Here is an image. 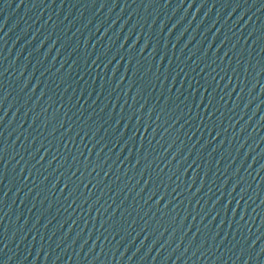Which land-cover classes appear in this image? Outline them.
I'll return each mask as SVG.
<instances>
[{"label":"water","instance_id":"water-1","mask_svg":"<svg viewBox=\"0 0 264 264\" xmlns=\"http://www.w3.org/2000/svg\"><path fill=\"white\" fill-rule=\"evenodd\" d=\"M0 264H264V0H0Z\"/></svg>","mask_w":264,"mask_h":264}]
</instances>
